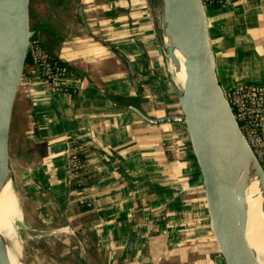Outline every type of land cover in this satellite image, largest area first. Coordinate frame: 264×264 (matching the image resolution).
Segmentation results:
<instances>
[{"label": "crops", "instance_id": "1", "mask_svg": "<svg viewBox=\"0 0 264 264\" xmlns=\"http://www.w3.org/2000/svg\"><path fill=\"white\" fill-rule=\"evenodd\" d=\"M151 1L50 0L55 9L34 22L67 66L62 90L29 98L25 89L12 152L39 264H224L184 124L129 109L180 114ZM205 11L222 90L264 85V0ZM77 146L83 168L72 179L67 153Z\"/></svg>", "mask_w": 264, "mask_h": 264}, {"label": "water", "instance_id": "2", "mask_svg": "<svg viewBox=\"0 0 264 264\" xmlns=\"http://www.w3.org/2000/svg\"><path fill=\"white\" fill-rule=\"evenodd\" d=\"M161 1L164 21L177 38L163 45L171 60H175L176 45L184 54L183 88L181 93L176 90L180 114L150 118L134 105H129V109L152 124H184L204 190L210 236L223 263L257 264L253 250L244 241L241 196L234 183V169L248 156L263 193L264 169L243 137L217 80L205 7L201 0ZM148 2L152 5L151 0ZM29 3L30 0H0V184L10 179V158L26 93L25 62L31 34ZM77 14L86 29L81 7ZM141 53L145 59L143 49ZM127 67L137 92L134 71L129 63ZM133 242L131 238L127 255Z\"/></svg>", "mask_w": 264, "mask_h": 264}, {"label": "bare ground", "instance_id": "3", "mask_svg": "<svg viewBox=\"0 0 264 264\" xmlns=\"http://www.w3.org/2000/svg\"><path fill=\"white\" fill-rule=\"evenodd\" d=\"M161 20L163 44L175 42L177 38L174 31L164 21L163 15ZM174 55L175 60H171L166 50L164 61L170 80L181 93L184 81L182 69L184 54L178 45L174 47ZM234 183L241 196L244 241L253 250L256 263L264 264V193L260 189L248 156L241 159L236 165ZM21 220L22 213L12 182L10 179H6L0 184V250L3 264H23L21 262L23 251L19 245V239L26 234L20 231L16 224ZM31 233L30 236L35 240L36 235Z\"/></svg>", "mask_w": 264, "mask_h": 264}, {"label": "built area", "instance_id": "4", "mask_svg": "<svg viewBox=\"0 0 264 264\" xmlns=\"http://www.w3.org/2000/svg\"><path fill=\"white\" fill-rule=\"evenodd\" d=\"M201 2L205 8L209 5L227 7L238 0H201ZM43 42L40 32L31 29L28 52L31 68L26 79L29 98L36 92V88L47 92L62 90L60 81L67 73V66L57 61L48 52ZM224 96L248 146L257 160L263 164L264 85L237 84L224 91ZM80 152L77 146L70 148L67 153V165L70 167L69 174L72 179L78 176L83 168Z\"/></svg>", "mask_w": 264, "mask_h": 264}, {"label": "rangeland", "instance_id": "5", "mask_svg": "<svg viewBox=\"0 0 264 264\" xmlns=\"http://www.w3.org/2000/svg\"><path fill=\"white\" fill-rule=\"evenodd\" d=\"M55 7L56 6H54L50 2V0H30V3H29L30 27L32 28L36 18H40L38 16L39 13H41L42 16L46 15V14L52 12L55 9ZM153 11H154V17H155V27L159 33V42L161 45L162 53L164 54L166 52V49H165V47L162 43V40H161V28H160L161 21H162L161 20L162 19V13H163L161 0H159L157 5L154 6ZM27 105H28V107H26V105L23 103V108H25V110L29 109V102L27 103ZM27 114H29V113H27ZM13 152H14V149H13ZM13 161H14L13 156H11V158H10V179L12 182L13 190L17 196L19 208H20L21 213H22V220L20 222H17L16 224L18 225V228L20 229V231H22L23 233L26 234L22 238L19 239V245L23 251V256L21 258V262L23 264H39V263H41V259L37 255L33 254L34 239H32V236H30V233L32 232V230L30 229L29 224H28L29 223L28 222L29 218L27 216L28 211H26L25 207H24V205H26V204H25V200H24L23 195H22V191L20 188L18 178H16V175L14 173V171H15L14 167L15 166H13V164H14ZM203 191L204 190L201 187V190H200L201 198H204ZM69 232L70 231H68V234H70ZM36 234L39 236L38 232ZM263 235H264V229H263Z\"/></svg>", "mask_w": 264, "mask_h": 264}, {"label": "trees", "instance_id": "6", "mask_svg": "<svg viewBox=\"0 0 264 264\" xmlns=\"http://www.w3.org/2000/svg\"><path fill=\"white\" fill-rule=\"evenodd\" d=\"M35 28H36V26H35V24H33V26H32L31 29H35ZM25 65H26V72H27V74H28V73H29V70H30V68H31V60H30V58H29V55H28L27 58H26Z\"/></svg>", "mask_w": 264, "mask_h": 264}]
</instances>
